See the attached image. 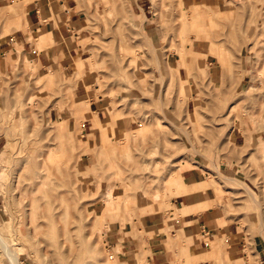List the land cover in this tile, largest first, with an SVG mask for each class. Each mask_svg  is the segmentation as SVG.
<instances>
[{"label": "rangeland", "instance_id": "rangeland-1", "mask_svg": "<svg viewBox=\"0 0 264 264\" xmlns=\"http://www.w3.org/2000/svg\"><path fill=\"white\" fill-rule=\"evenodd\" d=\"M16 1L0 0L2 49L24 32L12 27L29 0ZM94 2L77 27L84 75L64 71L63 48L46 70L22 43V60L1 55L0 234L22 264H119L126 237L142 243L147 264L141 215L156 211L170 224L177 189H213L236 218L237 264H264V0H148V26L129 0ZM41 38L26 37L37 50L55 46ZM78 86L88 94L75 97ZM98 98L101 120L89 110ZM91 115L92 134L83 131ZM205 167L208 181L184 179L182 170ZM211 241L221 251L214 264H232L227 243Z\"/></svg>", "mask_w": 264, "mask_h": 264}, {"label": "crops", "instance_id": "crops-1", "mask_svg": "<svg viewBox=\"0 0 264 264\" xmlns=\"http://www.w3.org/2000/svg\"><path fill=\"white\" fill-rule=\"evenodd\" d=\"M208 1L209 4L213 3V0ZM93 2L94 0L91 2L87 0H29V9L24 12L27 18L25 21L19 20L12 27V29L15 28L14 30L23 29L24 32L19 31L20 34L16 35L15 40L12 37L14 33H11L12 47L9 49L10 44L7 42V46L3 49L0 48V68L3 65L1 55L7 56L8 51H11L9 55L11 59L22 60L24 55L20 53L19 49L20 43H22V49L29 47V50L25 52L31 55L32 62L36 65L41 63L45 70L47 62H53L55 55L63 48L67 51V56L64 60L62 59L61 64L64 66V71L72 74L76 66V72L84 75L83 69L86 68L87 57L85 55L87 51L77 41L79 38L77 27L86 19L88 14H93L99 8V5ZM129 2L136 15H144V25L148 26L149 16L145 10L148 0H129ZM27 19L30 25L24 28ZM30 34L37 36L38 39L40 35V37L42 36L41 42L49 43L48 45L55 44V46L48 48V52L34 49L31 42L26 39ZM79 61L83 62V67L81 63L76 64ZM175 69L181 77L183 71L178 68L176 63ZM55 71L58 72L60 69L56 68ZM210 73L218 72L212 68ZM90 81L91 79H88L89 85L92 84ZM87 94L88 91L84 86L74 88L75 97H82ZM101 105L102 98H98V102L92 100L89 105V110L95 113L99 120L105 113L104 109L100 107ZM89 110L87 108L84 111L85 114H90ZM95 115H91L83 121V131L88 128L92 134L91 126L96 118ZM233 141L237 145H244L248 138L246 133L240 131L239 128H235ZM251 141L252 143L262 142L257 137H253ZM212 164L215 167L214 162ZM205 168L204 173L193 169H184L182 170L183 177L189 182L199 181L196 184L204 183L209 178L205 176L208 173L207 167ZM202 176L205 178L202 179ZM177 193V196L171 200L173 208H170L168 215L171 219L170 224L165 221L164 214L156 213V211H147L140 217L141 225L137 231L145 233L142 237L144 242L142 247L147 252L145 254L147 264H180L178 262L180 253V260H187L188 263L186 264H214V257L220 254L221 251L210 250L208 242L211 240V247H215L220 242L227 243L226 250L229 253V259L234 260L232 264H237L240 258L237 249L241 245V241L238 240L241 237L238 236L236 218L234 215H226L213 189H210V191H207V189L193 191L186 187V190L183 188L177 189ZM224 199L225 196L222 197V202ZM174 209H176L175 215L177 218L173 217ZM226 220L227 223H221ZM177 235L179 239L176 238ZM116 239H114L116 241L114 242L115 245L119 240L118 237ZM261 240L263 241L262 248L264 246V236L261 237ZM121 243L122 248L125 249V254L121 256L120 249L115 254L119 259V264H125L129 261L130 264H140V248H138V245L142 243L138 239H130V237H126ZM259 256L260 259L264 257V248L259 251ZM133 259L134 261H131ZM226 264H229V262Z\"/></svg>", "mask_w": 264, "mask_h": 264}, {"label": "bare ground", "instance_id": "bare-ground-1", "mask_svg": "<svg viewBox=\"0 0 264 264\" xmlns=\"http://www.w3.org/2000/svg\"><path fill=\"white\" fill-rule=\"evenodd\" d=\"M16 3L20 4L21 2L17 0ZM262 157L264 158L263 154ZM6 222H7L6 227L9 230V236L12 237L14 236L13 233L16 231V229H13L11 227V222L9 218L8 220H6ZM0 250L5 255L8 264H22L20 259V252H19L20 248L19 247L16 248L13 244H10V242L6 241L1 234H0Z\"/></svg>", "mask_w": 264, "mask_h": 264}]
</instances>
